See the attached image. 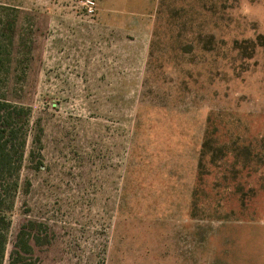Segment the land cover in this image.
<instances>
[{
  "label": "rangeland",
  "instance_id": "rangeland-1",
  "mask_svg": "<svg viewBox=\"0 0 264 264\" xmlns=\"http://www.w3.org/2000/svg\"><path fill=\"white\" fill-rule=\"evenodd\" d=\"M121 1L0 0L2 264H264V0Z\"/></svg>",
  "mask_w": 264,
  "mask_h": 264
},
{
  "label": "trees",
  "instance_id": "trees-1",
  "mask_svg": "<svg viewBox=\"0 0 264 264\" xmlns=\"http://www.w3.org/2000/svg\"><path fill=\"white\" fill-rule=\"evenodd\" d=\"M29 118V110L0 98V264L10 227L9 213L19 188ZM16 241L10 254V264H14V257L21 258L26 250L30 251L23 231L18 233Z\"/></svg>",
  "mask_w": 264,
  "mask_h": 264
},
{
  "label": "crops",
  "instance_id": "crops-1",
  "mask_svg": "<svg viewBox=\"0 0 264 264\" xmlns=\"http://www.w3.org/2000/svg\"><path fill=\"white\" fill-rule=\"evenodd\" d=\"M121 2H122L121 4L123 6H129L130 5V7L144 5L143 0H122Z\"/></svg>",
  "mask_w": 264,
  "mask_h": 264
},
{
  "label": "built area",
  "instance_id": "built-area-1",
  "mask_svg": "<svg viewBox=\"0 0 264 264\" xmlns=\"http://www.w3.org/2000/svg\"><path fill=\"white\" fill-rule=\"evenodd\" d=\"M91 12V10H89Z\"/></svg>",
  "mask_w": 264,
  "mask_h": 264
}]
</instances>
